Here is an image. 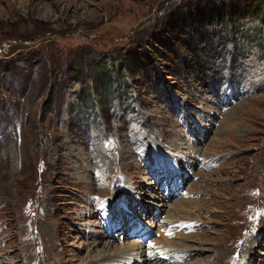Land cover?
Listing matches in <instances>:
<instances>
[{
  "label": "rangeland",
  "instance_id": "obj_1",
  "mask_svg": "<svg viewBox=\"0 0 264 264\" xmlns=\"http://www.w3.org/2000/svg\"><path fill=\"white\" fill-rule=\"evenodd\" d=\"M244 1L0 0V264H264V0L231 22ZM129 216L148 241L112 230Z\"/></svg>",
  "mask_w": 264,
  "mask_h": 264
},
{
  "label": "trees",
  "instance_id": "obj_2",
  "mask_svg": "<svg viewBox=\"0 0 264 264\" xmlns=\"http://www.w3.org/2000/svg\"><path fill=\"white\" fill-rule=\"evenodd\" d=\"M255 2L256 0H246L244 1V3H241V5L236 9L230 8L227 15L230 16L229 18L231 22H234L236 20V22L238 23V21L244 17H258L259 12H261L262 10L261 8H259L258 4H255ZM225 12L226 11L224 9L214 10L209 13V17L211 20L215 19L223 25L224 23H226L225 18L227 17ZM195 14L196 16H199L202 14V11H196Z\"/></svg>",
  "mask_w": 264,
  "mask_h": 264
},
{
  "label": "bare ground",
  "instance_id": "obj_3",
  "mask_svg": "<svg viewBox=\"0 0 264 264\" xmlns=\"http://www.w3.org/2000/svg\"><path fill=\"white\" fill-rule=\"evenodd\" d=\"M160 167V166H159ZM164 249V252L165 251H171L173 248H170L169 246L167 248H163ZM172 252H175L176 254V251L173 250ZM144 259H143V263H150V264H161L163 262H165L167 259H169V256L170 258L173 257V254H168V252L166 254H159L158 251L155 249V247H151V246H147L146 250L144 251Z\"/></svg>",
  "mask_w": 264,
  "mask_h": 264
},
{
  "label": "snow or ice",
  "instance_id": "obj_4",
  "mask_svg": "<svg viewBox=\"0 0 264 264\" xmlns=\"http://www.w3.org/2000/svg\"><path fill=\"white\" fill-rule=\"evenodd\" d=\"M169 235L171 234L170 232L168 233ZM151 246V245H150Z\"/></svg>",
  "mask_w": 264,
  "mask_h": 264
}]
</instances>
